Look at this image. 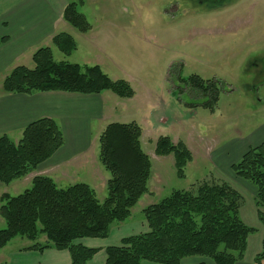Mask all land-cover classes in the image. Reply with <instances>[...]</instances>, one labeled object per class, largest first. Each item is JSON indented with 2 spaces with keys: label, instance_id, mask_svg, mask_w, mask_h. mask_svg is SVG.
I'll return each instance as SVG.
<instances>
[{
  "label": "trees",
  "instance_id": "16d2710c",
  "mask_svg": "<svg viewBox=\"0 0 264 264\" xmlns=\"http://www.w3.org/2000/svg\"><path fill=\"white\" fill-rule=\"evenodd\" d=\"M62 18L82 33L91 27L75 2L64 7ZM6 41V36H0V45ZM51 41L66 54L76 49L75 40L67 33H57ZM32 61V68L16 65L11 69L2 81L3 92L100 94L109 90L120 98L134 96L128 81L110 79L98 65L54 61L48 46L36 49ZM177 80L182 89L201 98L200 105L213 110L223 87L218 80L197 74L187 78L179 74ZM141 133L139 124L131 121L111 122L100 134L98 159L109 175L102 201L86 183L62 188L44 175H35L30 187L18 195L1 194L0 216L5 227L0 229V250L14 238H22L32 242L23 251L66 250L70 256L67 264H90L98 249L80 240L107 238L111 225L127 220L131 209L148 192L151 162L142 150ZM63 143L59 125L48 117L25 126L17 142L0 135V183L7 185L34 171ZM154 151L161 156L172 154L177 176H185L184 168L192 155L183 142L173 143L168 136H159ZM230 169L254 187L257 217L264 231V141L249 147ZM243 203L232 185L215 178L172 190L143 208L145 231L127 235L119 244L105 248L104 264H181L183 258L192 256L208 258L215 264H237L244 259L248 236L256 232L240 216ZM254 263L264 264V235Z\"/></svg>",
  "mask_w": 264,
  "mask_h": 264
},
{
  "label": "rangeland",
  "instance_id": "374dc122",
  "mask_svg": "<svg viewBox=\"0 0 264 264\" xmlns=\"http://www.w3.org/2000/svg\"><path fill=\"white\" fill-rule=\"evenodd\" d=\"M6 1L0 0V13ZM166 1L51 0L61 8L70 2L78 4L91 27L82 33L65 21L57 22L56 33H67L76 42L70 54L60 51L51 39L37 44V48L50 47L54 61L98 65L110 79L126 80L134 90V96L126 99L107 91L122 103L115 105L117 120L113 121L139 124L141 147L151 162L148 192L125 220L131 231H138V223L144 221V207L199 180L215 178L233 184L247 206L254 189L249 183H237L225 161L240 145L264 141V56H260L264 53V0H234L203 14L179 13L168 8ZM27 51L17 63L32 68L34 48ZM179 74L183 78L197 74L223 85L213 110L181 88ZM159 136L181 141L189 149L192 160L184 168V177L177 176L172 154H155ZM22 178L2 185L3 193L14 196L29 188L31 182ZM96 196L102 201L106 187L96 190ZM4 227L0 216V229ZM21 240L17 238L13 245Z\"/></svg>",
  "mask_w": 264,
  "mask_h": 264
},
{
  "label": "crops",
  "instance_id": "0c3cea01",
  "mask_svg": "<svg viewBox=\"0 0 264 264\" xmlns=\"http://www.w3.org/2000/svg\"><path fill=\"white\" fill-rule=\"evenodd\" d=\"M1 7L4 11L0 13V34L6 36L7 41L0 45V135L5 134L12 141L17 142L25 126L36 119L48 117L56 121L64 138L63 145L49 159L22 179L31 182L35 175L49 176L58 187L62 188L83 182L91 186L96 193V190L106 187V181L109 178L99 162L97 142L109 123L119 122L113 121L117 120L114 119L116 117L114 107L122 103L116 101L114 96L108 94L107 91L100 94L65 91H44L31 94L3 92L2 81L11 69L18 65L20 55L28 52L30 48H34V53L37 44L46 38L52 40V37L57 34L55 25L57 22L64 21L62 18L64 8L53 6L51 0H7ZM5 10L7 12L3 14ZM33 16L37 19L31 20ZM128 122L131 121L121 123ZM255 145H240L233 151V157L225 161V165L231 166L250 146ZM236 178L239 184L248 183ZM2 185L4 184L0 183L1 193L5 192ZM248 203L247 206L242 205L240 208V216L247 225L256 228L257 236H252V234L248 236L244 259L237 264H255L254 256L261 250L264 235L263 227L257 217L258 208L254 202V195ZM261 211L264 212V208H261ZM128 225L126 221L112 224L109 235L105 239L84 238L80 240L85 246L98 249L90 260V264H104L107 246L117 245L121 238L146 230L144 221L138 223V231L127 229ZM16 239L8 242L0 250V263L67 264L70 261L66 250L48 248L42 252L23 251L22 249L30 246L32 242L28 240L23 242L20 238L22 240L13 245ZM142 264L153 263L143 261ZM181 264L215 263L205 257L192 256L183 258Z\"/></svg>",
  "mask_w": 264,
  "mask_h": 264
},
{
  "label": "flooded vegetation",
  "instance_id": "af4514ba",
  "mask_svg": "<svg viewBox=\"0 0 264 264\" xmlns=\"http://www.w3.org/2000/svg\"><path fill=\"white\" fill-rule=\"evenodd\" d=\"M233 1L234 0H168V2L166 1L164 3L168 8L177 10L179 13L198 12L203 14L211 9H222ZM260 56H264V53ZM261 71L264 73V67ZM263 85L260 87H263Z\"/></svg>",
  "mask_w": 264,
  "mask_h": 264
}]
</instances>
